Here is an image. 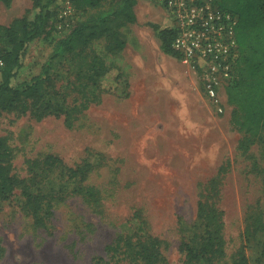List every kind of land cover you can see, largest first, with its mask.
I'll return each instance as SVG.
<instances>
[{"label":"rangeland","instance_id":"374dc122","mask_svg":"<svg viewBox=\"0 0 264 264\" xmlns=\"http://www.w3.org/2000/svg\"><path fill=\"white\" fill-rule=\"evenodd\" d=\"M134 12V22L116 27L122 49L108 50L99 36L54 60L42 96H0L4 164L18 179L0 199V264H134L137 242L148 244L155 264H232L243 244L250 264H264V130L244 148L243 112L225 93L224 113L215 114L191 70L200 97L192 114L169 95L171 81L155 85L158 97L140 87L131 96L127 76L136 66L155 55L180 61L161 50L152 26H171L165 7L136 0ZM33 15L32 0H0L4 48L13 47L7 28ZM85 17L71 0H54L16 82L37 74L52 43ZM106 68L100 87L93 71ZM48 154L61 161H44ZM25 190L43 195L40 221ZM246 215L256 229L248 241ZM208 235L219 254L191 261L185 243L200 246Z\"/></svg>","mask_w":264,"mask_h":264},{"label":"trees","instance_id":"16d2710c","mask_svg":"<svg viewBox=\"0 0 264 264\" xmlns=\"http://www.w3.org/2000/svg\"><path fill=\"white\" fill-rule=\"evenodd\" d=\"M32 1L33 19H17L7 28V35L13 47L7 50L0 40L4 61V65L0 69V96L13 95L26 98L42 96L56 58L77 51L99 36L106 37L108 50L122 49L125 46V40L116 27L126 22H134L136 19L134 12L136 0H116L108 5H105L103 0H71L73 6L82 10L86 17L65 36L52 43L37 74L28 80L16 82L30 41L40 36L47 27L54 0ZM216 4L234 12L238 17L237 38L240 57L234 77L226 86L225 93L229 101L236 103L238 109L243 112L239 124L244 128L246 135L241 144L247 148L251 137L257 135L260 130H264V0H234L232 7L224 6L217 1ZM152 26L160 40L161 50L178 58L177 53L172 49L175 29L171 26L161 27L157 24ZM107 72V68L93 71V77L99 86L100 78ZM5 156L6 152L2 149L0 142V199H7L13 188L18 185V179L10 173L9 168L4 164ZM44 161L55 164L61 160L48 154ZM76 172L77 169L73 170V173ZM24 195L30 212L36 221H40L39 213L43 209V195L38 191L30 190H25ZM198 209L199 211L204 209L202 201L198 202ZM250 217V215L245 217L243 230L245 241H248L256 231ZM245 245H242L240 255L233 260L232 264H250L244 251ZM136 247L137 258L134 264H155L153 256L148 250V244L137 242ZM184 247L186 256L195 262L212 263L220 251L214 247L210 235L200 246L196 247L185 243Z\"/></svg>","mask_w":264,"mask_h":264},{"label":"built area","instance_id":"2783aa9c","mask_svg":"<svg viewBox=\"0 0 264 264\" xmlns=\"http://www.w3.org/2000/svg\"><path fill=\"white\" fill-rule=\"evenodd\" d=\"M163 5L175 29L172 49L195 75L200 95L224 113L223 95L232 81L240 49L237 15L214 0H156ZM4 65L0 43V69Z\"/></svg>","mask_w":264,"mask_h":264},{"label":"crops","instance_id":"0c3cea01","mask_svg":"<svg viewBox=\"0 0 264 264\" xmlns=\"http://www.w3.org/2000/svg\"><path fill=\"white\" fill-rule=\"evenodd\" d=\"M135 6V5H134ZM165 54V53H164ZM166 55H169L166 53ZM173 56V55H172ZM170 57V55L168 56ZM175 57V56H174ZM158 56H153L149 60V64L145 66H136L134 74L127 76L129 94L134 96L136 89L139 87L143 90V96L161 95L157 92V83L163 81H171V93L169 95L177 98H182V102L187 105V109L192 114L199 102V95L196 87L193 85L194 76L188 67L181 61L172 58L171 64L165 62V58L159 59ZM171 58V57H170ZM182 92L177 90L179 86ZM168 88V86H166Z\"/></svg>","mask_w":264,"mask_h":264}]
</instances>
